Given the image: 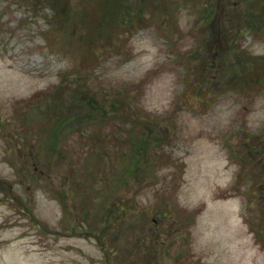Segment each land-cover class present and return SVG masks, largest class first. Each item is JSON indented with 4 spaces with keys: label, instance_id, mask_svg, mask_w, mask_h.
<instances>
[{
    "label": "rangeland",
    "instance_id": "obj_1",
    "mask_svg": "<svg viewBox=\"0 0 264 264\" xmlns=\"http://www.w3.org/2000/svg\"><path fill=\"white\" fill-rule=\"evenodd\" d=\"M252 2L0 0V264H264Z\"/></svg>",
    "mask_w": 264,
    "mask_h": 264
},
{
    "label": "trees",
    "instance_id": "obj_2",
    "mask_svg": "<svg viewBox=\"0 0 264 264\" xmlns=\"http://www.w3.org/2000/svg\"><path fill=\"white\" fill-rule=\"evenodd\" d=\"M253 2L251 3V4H254L255 2H257V1H259V3L260 4H262L261 2H260V0H252ZM263 5H264V3H263ZM253 9V8H252ZM210 11V9H208V10H206L205 12H209ZM232 11V12H231ZM229 13H230V15H231V17H230V19H234V17H235V12H234V10H231ZM228 13V14H229ZM260 13V15H258V11L256 10V11H251V13H249V11L247 12V14H248V16L246 17V19H247V22H249V27H248V30L251 28V19H255L259 24H260V26L261 25H264V14L262 15V13H264V12H259ZM262 19H263V22H262ZM255 23V22H254ZM71 101H70V104L69 105H67V107L69 108L70 106H74L75 104H73V102H75V101H78V100H80L81 99V97H79V93H75V95H73L72 97H71ZM96 103L98 104V107H96V109H99V108H101L100 107V105H102L100 102H98V101H96ZM69 110V109H68ZM259 159H260V161H262V159H264V158H261V157H259ZM255 161H257V160H255ZM260 161L258 160L257 162L259 163V165H260ZM262 165H264L263 163H262ZM261 165V166H262ZM255 166V168H259L258 167V165H254ZM258 171H259V169H258ZM261 172H264V167H262L261 168ZM257 175V174H256ZM260 175H264V173H260ZM258 176V175H257ZM261 186H262V189H261V192H260V199L262 198H264V181H262L261 182ZM0 187H5V184L0 180ZM110 210H112L113 211V209H110ZM123 226V225H122ZM259 237L261 236V234L259 233V235H258ZM130 240V239H129ZM156 240H158V239H156ZM156 240H153V244L155 243V241ZM112 242H113V246L115 247V248H117L116 250V257H115V259H114V261H112L111 260V258L109 257V262H110V264H124V262H123V258L122 257H124V254H126V253H129L130 251H132V253H131V257L132 256H134V254H136V253H141V251H142V247H141V244L143 245H146V240H144V239H142V238H139V237H134V245H133V243H132V245L131 246H121V243H118L119 241L118 240H113L112 239ZM158 243V242H157ZM125 247H131V249L130 250H126L125 249ZM144 252L145 253H148V252H150V249L149 248H147L146 246H145V248H144ZM130 257V258H131ZM124 259H125V257H124Z\"/></svg>",
    "mask_w": 264,
    "mask_h": 264
}]
</instances>
